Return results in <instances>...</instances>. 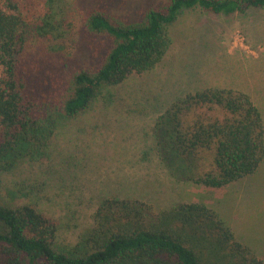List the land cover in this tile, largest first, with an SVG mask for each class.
Listing matches in <instances>:
<instances>
[{"label":"trees","instance_id":"obj_1","mask_svg":"<svg viewBox=\"0 0 264 264\" xmlns=\"http://www.w3.org/2000/svg\"><path fill=\"white\" fill-rule=\"evenodd\" d=\"M197 6L232 14L264 7V0H167L136 20L102 7L80 12L68 0H0V177L22 158L44 154L62 119L107 99L108 87L155 69L173 42L170 26L183 8ZM76 13L83 40H99L89 46L102 51L95 63H75L48 45L66 37ZM154 132L162 161L190 183L220 188L264 160L262 110L243 90L209 86L177 98ZM24 196L17 203L0 191V264H264L203 201L156 210L141 199L103 197L70 249L59 244L60 222L34 189Z\"/></svg>","mask_w":264,"mask_h":264},{"label":"rangeland","instance_id":"obj_2","mask_svg":"<svg viewBox=\"0 0 264 264\" xmlns=\"http://www.w3.org/2000/svg\"><path fill=\"white\" fill-rule=\"evenodd\" d=\"M68 1L80 12L102 7L118 19L136 20L167 0ZM81 24L76 13L66 37L48 45L61 46L75 63L92 64L102 51L94 54L89 46L99 40H83ZM170 33L171 47L155 69L108 87L107 99L96 100L77 118L62 119L44 154L22 158L1 175L0 191L5 199L23 203L24 193L34 189L45 212L60 222L59 244L70 249L92 226L103 197L141 199L156 210L205 201L264 260V160L228 188L190 183L162 161L154 132L171 102L209 86L251 94L264 117V7L232 14L183 8Z\"/></svg>","mask_w":264,"mask_h":264},{"label":"crops","instance_id":"obj_3","mask_svg":"<svg viewBox=\"0 0 264 264\" xmlns=\"http://www.w3.org/2000/svg\"><path fill=\"white\" fill-rule=\"evenodd\" d=\"M233 184V183H232ZM230 186V184H228V185H226V186H223V187H220V189L221 188H228ZM220 196H221V194H220ZM216 198H218V197H216ZM205 202V201H204ZM205 203H207L208 204V202H205ZM209 206H211V207H213L211 204H208Z\"/></svg>","mask_w":264,"mask_h":264}]
</instances>
